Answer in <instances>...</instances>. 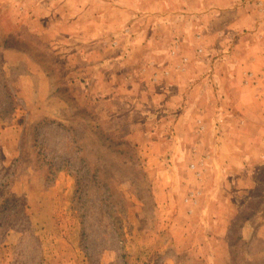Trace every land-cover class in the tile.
Listing matches in <instances>:
<instances>
[{
	"label": "rangeland",
	"instance_id": "1",
	"mask_svg": "<svg viewBox=\"0 0 264 264\" xmlns=\"http://www.w3.org/2000/svg\"><path fill=\"white\" fill-rule=\"evenodd\" d=\"M60 1L0 0V264H264V0H96L168 16L160 78Z\"/></svg>",
	"mask_w": 264,
	"mask_h": 264
},
{
	"label": "crops",
	"instance_id": "2",
	"mask_svg": "<svg viewBox=\"0 0 264 264\" xmlns=\"http://www.w3.org/2000/svg\"><path fill=\"white\" fill-rule=\"evenodd\" d=\"M62 4V11L63 13L67 14V7H77L75 10L76 13L74 14V23L76 24L75 29L78 32H81V29L78 28L79 24H82L83 33H80L82 37V42L80 46L76 47L73 52V55L79 57L80 62H86V65H92V61L88 58L89 55L92 54L96 49L98 53L101 51L107 50L111 53L108 62L115 63L119 68L126 69L129 66L134 64L130 61L129 56L134 54V47L133 43L137 39L140 41L144 49L148 48V42L152 38L150 36V31L148 27H144L146 19L151 20L153 19L154 24L156 25L155 28V45L149 46V51L154 55V63H151L148 57L142 59V61L138 64V68H142L143 71L148 70L149 67H154L160 71V75L157 78L162 77L165 74V70H170V77L176 73L177 71L175 63H170L169 59L171 54V50L175 43V38L179 37L177 35V31L173 33V29L167 25L169 21L167 18L168 16H164L166 14L156 15L153 13H144L145 15H141L137 13L138 3L136 1H73V2H66L60 1ZM161 5H168L169 2L172 1H159ZM173 5V4H172ZM100 6L105 7V9L100 11ZM170 17H173L170 14ZM69 21L73 20L72 18L67 17ZM63 23V19L59 21ZM142 22V23H141ZM90 25L91 27V34H86L85 28ZM143 25V27H142ZM95 27L96 31H95ZM168 29L170 32H167ZM193 32V33H191ZM170 33L169 38L171 37L170 41L172 45H163L166 43L165 37ZM58 34L59 33L58 31ZM183 35V33H180ZM188 37L194 38V31L188 32L185 38ZM168 38V39H169ZM88 43H95L97 44V48H93L92 51H88L84 49L88 46ZM95 49V50H94ZM177 53V52H176ZM72 54V53H70ZM193 66V63H189L187 66V71L182 72L181 74H187L190 67ZM80 68V67H79ZM192 68V67H191ZM81 69V68H80ZM166 75V74H165ZM116 77H123L126 78L127 74L124 75L121 72L118 74L116 73ZM188 77V76H187ZM112 82V81H110ZM109 82V83H110Z\"/></svg>",
	"mask_w": 264,
	"mask_h": 264
}]
</instances>
